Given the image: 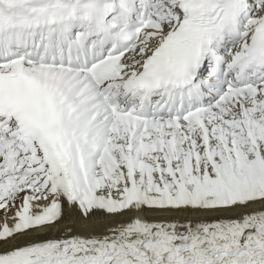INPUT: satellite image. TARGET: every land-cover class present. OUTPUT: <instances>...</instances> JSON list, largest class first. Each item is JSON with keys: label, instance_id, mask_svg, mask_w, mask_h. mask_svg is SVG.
Segmentation results:
<instances>
[{"label": "snow or ice", "instance_id": "6c2138e0", "mask_svg": "<svg viewBox=\"0 0 264 264\" xmlns=\"http://www.w3.org/2000/svg\"><path fill=\"white\" fill-rule=\"evenodd\" d=\"M0 264H264V0H0Z\"/></svg>", "mask_w": 264, "mask_h": 264}]
</instances>
